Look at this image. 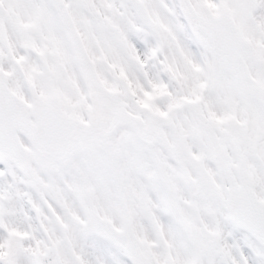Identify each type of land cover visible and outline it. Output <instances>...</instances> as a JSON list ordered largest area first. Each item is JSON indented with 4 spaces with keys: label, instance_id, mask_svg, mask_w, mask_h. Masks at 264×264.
Wrapping results in <instances>:
<instances>
[{
    "label": "snow or ice",
    "instance_id": "snow-or-ice-1",
    "mask_svg": "<svg viewBox=\"0 0 264 264\" xmlns=\"http://www.w3.org/2000/svg\"><path fill=\"white\" fill-rule=\"evenodd\" d=\"M0 264H264V0H0Z\"/></svg>",
    "mask_w": 264,
    "mask_h": 264
}]
</instances>
